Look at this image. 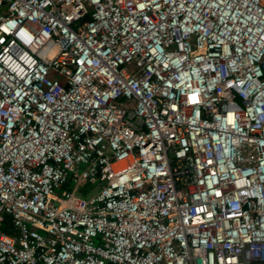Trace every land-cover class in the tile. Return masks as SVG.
<instances>
[{
    "label": "built area",
    "instance_id": "2783aa9c",
    "mask_svg": "<svg viewBox=\"0 0 264 264\" xmlns=\"http://www.w3.org/2000/svg\"><path fill=\"white\" fill-rule=\"evenodd\" d=\"M0 264H264V0H0Z\"/></svg>",
    "mask_w": 264,
    "mask_h": 264
},
{
    "label": "trees",
    "instance_id": "16d2710c",
    "mask_svg": "<svg viewBox=\"0 0 264 264\" xmlns=\"http://www.w3.org/2000/svg\"><path fill=\"white\" fill-rule=\"evenodd\" d=\"M2 231L8 235H13L15 232L11 226V219L8 217L5 226L2 227Z\"/></svg>",
    "mask_w": 264,
    "mask_h": 264
},
{
    "label": "rangeland",
    "instance_id": "374dc122",
    "mask_svg": "<svg viewBox=\"0 0 264 264\" xmlns=\"http://www.w3.org/2000/svg\"><path fill=\"white\" fill-rule=\"evenodd\" d=\"M93 189H94V192L97 191V188H95V187H93V186H92V189H91L90 187H87V188L85 189V191H87L88 194L92 191L91 194H93V193H94V192H93ZM84 194H85L84 191H82L81 194H79V195H80V196H84ZM88 194H87V195H88Z\"/></svg>",
    "mask_w": 264,
    "mask_h": 264
}]
</instances>
